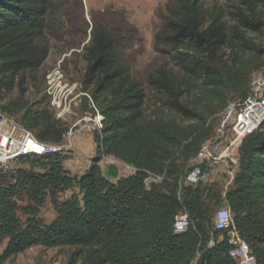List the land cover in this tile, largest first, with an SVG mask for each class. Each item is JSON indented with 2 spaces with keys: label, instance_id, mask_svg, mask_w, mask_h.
I'll use <instances>...</instances> for the list:
<instances>
[{
  "label": "trees",
  "instance_id": "obj_1",
  "mask_svg": "<svg viewBox=\"0 0 264 264\" xmlns=\"http://www.w3.org/2000/svg\"><path fill=\"white\" fill-rule=\"evenodd\" d=\"M56 1L0 0L1 93L13 92L24 72L47 60ZM206 2L167 0L157 9L153 48L174 66L148 76L160 103L149 113L147 89L126 60V35L94 31L84 84L103 122L94 132L97 156L82 175L64 167V152L22 156L29 167L0 168V264L38 245L77 247L73 264H238L228 232L215 227L223 204L256 264H264V116L242 140L227 189L211 179L182 184L216 134L210 117L227 108L231 95L245 101L254 72L264 69V0ZM0 107L13 119L21 115L39 140L64 141L69 126L48 108L22 97ZM106 155L135 172L108 178L100 165ZM151 175L161 179L149 188ZM49 198L56 216L47 222L42 209ZM183 211L192 223L177 233Z\"/></svg>",
  "mask_w": 264,
  "mask_h": 264
},
{
  "label": "rangeland",
  "instance_id": "obj_2",
  "mask_svg": "<svg viewBox=\"0 0 264 264\" xmlns=\"http://www.w3.org/2000/svg\"><path fill=\"white\" fill-rule=\"evenodd\" d=\"M215 1L227 3L234 0ZM166 2L167 0H57L56 5H60V10L47 33L51 45L47 60L40 68L24 72V81L21 85L18 84L13 92L6 90L0 92L2 96L0 106L22 97L34 105L35 109L48 108L56 119L63 121L69 127L87 117L85 123L89 128L84 134L74 138L72 151L63 153L64 167L75 175L84 174L96 158L98 146L94 138V132L98 129L92 127L91 121L98 115V108L91 99V92L85 90L84 84L88 66V48L93 33L96 30H103L114 33L118 31L126 35L128 41L124 46L126 60L131 66L133 76L147 89L149 113L159 108L160 103L158 94L148 85V76L164 64L174 66L169 61L168 55L160 54L153 48L154 35L161 25L156 11ZM213 2L214 0H207L206 4L210 6ZM176 71H179L178 68ZM262 78H264V69L254 72L252 86ZM230 98L231 104L242 103L241 98L237 96L231 95ZM224 109L209 119L213 124L214 132L221 122ZM263 114L264 107L261 108L259 120L255 122L253 130L262 121ZM20 117L21 115H18L14 119L22 123ZM109 164H114L119 169V178L133 174L135 171L133 166L114 156L106 155L100 165L105 170ZM235 164L232 160L226 165L219 164L215 171L210 172L209 179L219 181L222 188L227 189L235 172ZM29 166L17 159L4 166L3 170L11 171ZM155 180L154 178L152 181ZM72 192L68 190L62 194L61 199L70 197ZM223 207L228 206L226 204L220 206ZM42 215L47 222L52 221L56 216L50 198L42 209ZM76 250L77 247L71 246L53 248L33 246L17 255L8 264H73V254Z\"/></svg>",
  "mask_w": 264,
  "mask_h": 264
},
{
  "label": "built area",
  "instance_id": "obj_3",
  "mask_svg": "<svg viewBox=\"0 0 264 264\" xmlns=\"http://www.w3.org/2000/svg\"><path fill=\"white\" fill-rule=\"evenodd\" d=\"M264 107V78L253 83L249 96L240 104L234 103L231 116L226 117L225 136L218 139H209L204 142L201 157L193 163V168L184 177V184H196L201 180L207 181L214 166L223 157L226 149L225 141L231 139V143L238 146L243 138L253 131L255 122L259 120L261 108ZM87 117L77 122L71 133L69 144H62L60 151L74 148V138L82 135L89 128L85 123ZM31 147H39L44 151L48 148L41 144H33L30 134L17 132V126L3 125L0 123V166H6L15 158V151L28 150ZM192 223L187 211L179 213L178 233L188 230ZM215 227L218 230L228 232L232 240L230 255L237 259L238 264H250L252 257L246 240H240L238 231L233 225V214L228 207L220 208L215 216Z\"/></svg>",
  "mask_w": 264,
  "mask_h": 264
},
{
  "label": "bare ground",
  "instance_id": "obj_4",
  "mask_svg": "<svg viewBox=\"0 0 264 264\" xmlns=\"http://www.w3.org/2000/svg\"><path fill=\"white\" fill-rule=\"evenodd\" d=\"M233 106H234V103H232V104L230 103L227 106V108L224 110V112L222 114L221 122H220V124L216 130V134L214 135V137L212 139H218V136H225L226 117L231 116V109L230 108H232ZM91 121L93 122V125H92L93 128L98 129V130L103 128V122H102L99 114L95 118L91 119ZM77 122L73 126L69 127L68 131L66 132L64 141H62L61 143H48V142H44L42 140H39L33 131L29 130L23 124L19 123L18 121H16L12 117H10L0 107V123H2L3 125L17 126V132L30 134V138L32 139L33 144H41V145H43V147L48 148V150H46V151H44L42 148H39V147H31V148H28V150H17V151H15V158L16 159L19 157L28 156V155L29 156H40V155H45L47 153L72 151V149H64L63 151H60L59 148H61L62 144H69V142L71 141L72 130L74 127H77ZM203 146H204V144L202 145V147ZM202 147L200 148V150H199V152L195 158V161H197L201 157ZM1 167L2 166H0V168ZM154 178L156 179L155 181H158L161 179V177L152 176V175L149 176L148 178H146V185L149 188L151 187V184L153 182H155V181H152ZM182 184H183V182H182ZM229 211H231V210L229 209ZM178 221H179V215H178L176 223H175V231L177 233H178Z\"/></svg>",
  "mask_w": 264,
  "mask_h": 264
},
{
  "label": "crops",
  "instance_id": "obj_5",
  "mask_svg": "<svg viewBox=\"0 0 264 264\" xmlns=\"http://www.w3.org/2000/svg\"><path fill=\"white\" fill-rule=\"evenodd\" d=\"M263 116H264V114L262 115V117ZM240 145L241 144H239L238 146H236V145L232 144L231 143V139L226 140L225 141V147H224L226 149V151L223 154V157L214 166V169L216 170V168H217V166L219 164H221V165H224L225 164L226 165V164H228L229 161H231V160L234 161L236 163L235 164V172H234L233 177L231 179V183H232V181H233V179L235 177V174L238 172V169H239V147H240ZM250 264H256L255 258L251 259Z\"/></svg>",
  "mask_w": 264,
  "mask_h": 264
},
{
  "label": "water",
  "instance_id": "obj_6",
  "mask_svg": "<svg viewBox=\"0 0 264 264\" xmlns=\"http://www.w3.org/2000/svg\"><path fill=\"white\" fill-rule=\"evenodd\" d=\"M120 171L114 164H109L105 168V175L110 179H118Z\"/></svg>",
  "mask_w": 264,
  "mask_h": 264
}]
</instances>
